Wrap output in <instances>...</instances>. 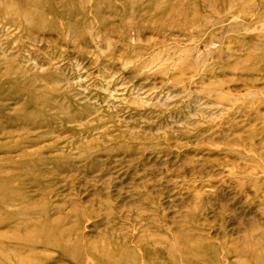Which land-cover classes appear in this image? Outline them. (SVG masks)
<instances>
[{"label": "rangeland", "instance_id": "1", "mask_svg": "<svg viewBox=\"0 0 264 264\" xmlns=\"http://www.w3.org/2000/svg\"><path fill=\"white\" fill-rule=\"evenodd\" d=\"M125 256L264 264V0H0V264Z\"/></svg>", "mask_w": 264, "mask_h": 264}, {"label": "bare ground", "instance_id": "2", "mask_svg": "<svg viewBox=\"0 0 264 264\" xmlns=\"http://www.w3.org/2000/svg\"><path fill=\"white\" fill-rule=\"evenodd\" d=\"M76 249H77V248H75V250H72V254H73V255L76 254ZM74 251H75V253H74ZM123 259L125 260V262H128V264H132V262H130L131 258H127V257L125 256Z\"/></svg>", "mask_w": 264, "mask_h": 264}]
</instances>
